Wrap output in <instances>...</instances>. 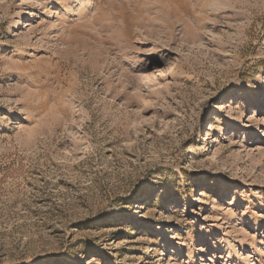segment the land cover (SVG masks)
<instances>
[{"label": "rangeland", "instance_id": "374dc122", "mask_svg": "<svg viewBox=\"0 0 264 264\" xmlns=\"http://www.w3.org/2000/svg\"><path fill=\"white\" fill-rule=\"evenodd\" d=\"M197 263L264 264V0H0V264Z\"/></svg>", "mask_w": 264, "mask_h": 264}, {"label": "bare ground", "instance_id": "6f19581e", "mask_svg": "<svg viewBox=\"0 0 264 264\" xmlns=\"http://www.w3.org/2000/svg\"><path fill=\"white\" fill-rule=\"evenodd\" d=\"M252 102H253V104H252L251 106H249V107L256 108L257 106H259V105L261 104V96H260V93H258L257 96L253 97ZM249 138H250V139H252V138H256V135L251 134V135L249 136ZM196 201H197V200H196ZM244 237H245V235H244L243 233H241V239H239V240L236 241V244H235V245H236L235 250H239V249H241V248L243 247V244H244ZM168 251H171V250L165 248V249L163 250V255H164L166 252H168ZM197 264H200V263H197Z\"/></svg>", "mask_w": 264, "mask_h": 264}]
</instances>
